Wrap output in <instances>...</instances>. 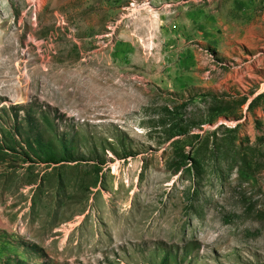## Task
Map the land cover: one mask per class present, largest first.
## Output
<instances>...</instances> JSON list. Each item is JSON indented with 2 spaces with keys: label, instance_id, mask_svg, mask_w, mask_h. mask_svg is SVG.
<instances>
[{
  "label": "rangeland",
  "instance_id": "obj_1",
  "mask_svg": "<svg viewBox=\"0 0 264 264\" xmlns=\"http://www.w3.org/2000/svg\"><path fill=\"white\" fill-rule=\"evenodd\" d=\"M0 264H264V0H0Z\"/></svg>",
  "mask_w": 264,
  "mask_h": 264
},
{
  "label": "trees",
  "instance_id": "obj_2",
  "mask_svg": "<svg viewBox=\"0 0 264 264\" xmlns=\"http://www.w3.org/2000/svg\"><path fill=\"white\" fill-rule=\"evenodd\" d=\"M34 148H35V150H36V154L39 152V153H41V154H43L44 155V157L47 159V161H50V162H52V161H56V155L54 154V152L53 151H51V150H49V149H45V150H41L40 151V149H41V147H42V144L39 142V141H36L35 143H34V146H33ZM63 159H67V156H63L62 157V160ZM62 160H60V161H62Z\"/></svg>",
  "mask_w": 264,
  "mask_h": 264
}]
</instances>
